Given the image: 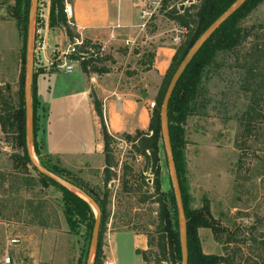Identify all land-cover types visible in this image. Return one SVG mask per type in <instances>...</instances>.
I'll list each match as a JSON object with an SVG mask.
<instances>
[{"label":"rangeland","instance_id":"obj_1","mask_svg":"<svg viewBox=\"0 0 264 264\" xmlns=\"http://www.w3.org/2000/svg\"><path fill=\"white\" fill-rule=\"evenodd\" d=\"M75 1L77 11L89 3V0ZM68 2L72 4L73 0ZM121 2L127 6L124 11L130 19L122 24L123 27L118 25L120 29L114 30V34L126 32L127 36H134L138 30L137 26L140 25L138 11L141 6L134 0ZM179 2L183 8L194 4V0ZM116 4L117 2L114 8L117 7ZM12 5L11 0H0V86L10 89L15 102L21 69L22 42L10 16L9 8ZM45 9V0H38L35 27L42 26L45 22ZM175 26V23L157 13L140 33L135 45L110 47V60L107 62L109 66L101 63L96 66L101 72L87 76L84 74L83 80L78 78L81 76L80 65H73L74 70L70 74L62 70L56 71L54 68L53 74L45 77V81L40 80L39 95L45 109L37 96L38 103L34 114L36 141L41 155L50 154L48 156L51 164L67 171L70 176L78 178L84 184L102 187L103 169H100L101 164L97 163V159L85 167L76 166L74 163L76 158L84 156V151L93 150L98 134L95 114L91 108L96 93L93 88L90 89L88 93L92 98L89 101L88 95L84 94L85 87L90 88L91 79L96 83L102 81L100 84L111 83L118 91L134 95L139 100L144 91L141 75L145 66L139 64L142 53L135 55L133 52L136 48L153 50L160 46L171 38ZM242 26H261L262 28L254 33L264 37V3L246 18ZM183 37L182 41L185 40ZM56 43L59 49L53 57L51 56L54 60L68 45L67 41ZM23 46L25 49V43ZM53 47L55 44L50 42L49 48ZM248 48L249 46L244 44L234 55H219L214 66L205 72L202 87L207 100L206 107L199 109L196 115L187 120L184 127V145L178 151L183 168L180 180L186 209L197 211L205 201L208 202L213 225L218 230L217 233L209 229L197 231L201 251L205 255L225 258L233 256L231 264H264V106L263 117L254 124L250 135L242 132L243 127L239 123V118L249 102L241 67ZM125 50L126 53H123ZM25 60L24 54L23 78ZM39 63L34 58L33 69L36 66L37 74L47 70L38 67L41 64ZM103 68L108 72L103 73ZM102 79L106 81L103 82ZM152 84L158 88L160 82ZM153 102L154 98L146 100L147 109ZM103 123L106 127L104 120ZM14 152L0 132V264H3L6 255L9 256L11 264H75L81 251L84 253L85 262L89 244L85 229L82 227L77 236L69 233L61 213L59 191L54 187H41L31 167L28 168L27 175L32 176L35 181L33 184L30 182L19 187L21 182L16 181L19 176L12 169L11 156ZM113 152L119 166L115 170L118 177L121 174V164L125 163L132 168L135 179H132L129 185L132 184L135 192L125 191L119 179L110 182V214L102 243L104 254L107 250L109 230L129 231L144 236L147 242L150 238L155 240L154 225L158 208L152 202L140 203L136 176L143 170V160L133 157L130 145L121 139L116 141ZM33 157L39 164L34 151ZM161 162L166 182L165 191L173 196L162 149ZM102 166L104 167V162ZM143 176L148 178L147 183L151 185V175L145 173ZM21 178L27 180L29 177L22 175ZM141 192H145V189ZM150 193L151 191H148V194ZM27 202H31L32 207L38 203L44 205L41 218L46 219L49 227L42 228L30 222L33 218L32 208L27 209ZM11 234L19 239L17 246L8 245ZM126 250L127 248L123 251ZM150 252L149 257L156 252L155 247Z\"/></svg>","mask_w":264,"mask_h":264},{"label":"trees","instance_id":"obj_2","mask_svg":"<svg viewBox=\"0 0 264 264\" xmlns=\"http://www.w3.org/2000/svg\"><path fill=\"white\" fill-rule=\"evenodd\" d=\"M9 12L15 22L17 31L20 34L21 49V69L16 91V101L10 94L7 86H0V132L4 140L15 151L11 156L12 169L17 173L21 182L19 187L26 186L35 181L32 176H28V168L31 167L37 175V183L43 187H54L60 195L61 213L65 220L70 234L77 236L80 229H85L86 240L89 243L94 224V213L90 206L78 196L68 192L50 179L38 174L31 166L30 160L25 148L26 118L24 104V78H23V58L25 54L24 43L26 39V27L28 21V11L30 0H11ZM181 0H163L159 13L164 18L172 21L177 26L186 29L185 40L175 48V54L171 60L170 66L160 81L154 98V108L151 110L149 125L146 131H136L134 134L110 135L103 123V108L100 101L94 99L92 106L96 117L99 120V135L102 143V153L104 167L102 170V187H90L84 184L78 178L70 176L67 171L61 170L57 165L51 164L48 155H41L40 147L36 141V118L34 114L37 106L36 77L37 72L33 69V81L31 88V107L33 111V151L38 158L39 165L45 170L57 175L67 182L75 185L87 196H89L98 206L100 211V226L97 247L93 259V264H102L104 261L103 236L106 231V225L109 216V205L111 192L108 188L110 182L119 179L121 186L127 192H135L132 189L130 181L135 179L132 168L127 164H121V174L118 177L115 170L119 167L114 158L113 146L116 141L121 139L130 145V153L133 157H139L144 162L143 170L136 176L140 191V203L152 202L157 205L156 219L154 225L155 240L151 238L147 242V251H136L145 264H181L180 246L178 238V225L175 201L172 194L165 191V185L162 180V162L161 149L163 150L161 135L159 110L169 84V81L175 72L177 66L184 58L196 39L235 1V0H194V4L189 5L183 10H179ZM264 0H248L237 12L226 20L206 41L198 51L190 64L187 66L176 84L167 108L168 131L173 155V162L179 182V189L183 204V210L186 220V241H187V264H231V258L223 256L205 255L201 251V246L197 237L199 229H209L217 233L212 222V215L208 202H204L199 210L189 211L186 209L182 197L181 158L179 149L184 145L185 124L187 120L196 115L199 109H204L207 102L204 96L202 80L205 72L214 66L216 58L219 55H234L242 45H248L249 48L243 58L241 67L244 71L243 85L249 93L246 110L239 118L240 126L247 135H250L254 124L263 117L264 106V37L257 36L255 30L261 26L243 27L242 24L246 18L256 10ZM64 0H49L48 27L63 28L70 42L76 38V34L66 23L63 14ZM183 37V38H184ZM86 45L90 42L85 41ZM156 48V47H155ZM135 49V55H141L139 64L144 65L147 71L150 69L153 60V51L155 50ZM79 51H83L79 49ZM97 51V50H96ZM126 53V50L123 51ZM95 57L89 56L80 63L83 74L90 75L98 71V64H105L110 60L106 56H99L97 52ZM35 67V66H34ZM104 67V66H103ZM103 73L108 70L103 68ZM45 158V159H44ZM145 173L151 175V185H148L147 179L143 176ZM22 175L29 177L24 180ZM137 182V181H136ZM145 189V192L141 190ZM148 191H151L148 194ZM32 208L33 218L31 223H36L42 228L49 227L46 219L41 218L44 212V205L38 203L32 207L31 202H27V209ZM33 221V222H32ZM38 221V222H37ZM229 241H231L229 239ZM155 247L156 252L151 255V249ZM87 253V252H86ZM84 253H80L77 264H85ZM87 255V254H86ZM85 255V257H86ZM153 257V258H152ZM86 259V258H85Z\"/></svg>","mask_w":264,"mask_h":264},{"label":"crops","instance_id":"obj_3","mask_svg":"<svg viewBox=\"0 0 264 264\" xmlns=\"http://www.w3.org/2000/svg\"><path fill=\"white\" fill-rule=\"evenodd\" d=\"M45 2V22L42 26H38L37 28L41 29L42 33L46 37L48 44L50 42H53V44H55V47L49 48V51L46 54V58H51L52 52L59 49V45L56 42L67 41V43H69V40L63 28L48 27L49 0H45ZM115 2H117L116 8L113 7ZM74 3H76L75 0H73L72 4H70L73 15L71 27L72 31L74 32V34H80L81 37L87 42L103 45L105 47L103 56H106L109 59V49H111L110 47L116 45L123 46V42L135 40L140 35V32L138 30L134 36H127L126 32H117V35L114 34L115 40L109 41V28L116 25H120L121 27H123L122 24L130 19V17L126 16L124 11L127 6L123 4L121 0H89V3L85 4V6H81L82 10L80 9V11L76 10V6L74 5ZM174 54L175 47L172 45L170 40L161 43L160 46L155 48V50L153 51V60L150 69L147 71H143L141 75V83L143 84L144 89L142 93L144 94H140L141 97L139 100H137L134 95L118 91V89L111 83L110 85L104 84V81H106L105 79H102L104 82L103 84H100V82L102 81L96 83L93 79L90 80L91 86L93 83L95 84L93 87L90 86L89 89L85 87L84 94L88 95V100L90 101L92 97L88 92L91 88L95 90L94 92L96 93V99L102 104L105 125L107 128V132L110 135H132L136 131L147 130L150 119L149 114L151 113V110L147 109L146 100L148 98H155L158 89L152 83H159L161 81L170 66ZM40 63L38 67L46 68L47 70H45V72L43 73L41 72L37 74L36 92L41 106L44 108L41 97L39 95V81L42 79L43 81H45V77H47L49 74H53L54 68L49 67L43 62ZM80 75L81 76H78V78L81 77L84 80V74L82 71ZM91 108L92 113H94L92 105ZM94 119L98 131L95 146L93 147V150H90L88 152L84 151V156H82V158H76V160H74V163H76V166L85 167L88 164L95 162V159H97V163L101 164L99 166L100 169H103L102 143L99 135V123L98 118L95 117V115ZM44 133H42V136H44ZM42 136L41 141L43 143ZM43 153H45L44 149ZM45 154L50 155L48 153ZM79 169L81 170L84 168ZM162 180L165 185L166 182L163 173ZM107 239V250L104 254L105 261L111 264H145L141 257L136 254V251L144 252L148 249L147 240L144 236L136 235L129 231L117 232L109 230L107 232ZM125 248H127V250L123 251ZM80 253L81 252H79L78 254V258H76L75 264L78 263Z\"/></svg>","mask_w":264,"mask_h":264},{"label":"water","instance_id":"obj_4","mask_svg":"<svg viewBox=\"0 0 264 264\" xmlns=\"http://www.w3.org/2000/svg\"><path fill=\"white\" fill-rule=\"evenodd\" d=\"M248 0H235L192 44L190 49L185 54L184 58L177 66L173 73L169 84L166 88L160 110H159V122H160V135L163 146V153L166 162V168L168 178L172 187L173 197L176 207L177 225H178V238L180 246L181 264H187V241H186V220L183 210V204L181 199V193L179 189V182L173 162V155L171 150L168 120H167V108L171 97V94L178 83L181 75L190 64L192 59L206 43V41L212 36V34L235 12H237ZM38 0H30L28 21L26 27V41H25V74H24V104H25V118H26V133H25V148L31 166L36 172L54 182L62 189L73 193L74 195L85 201L94 213V224L92 228L91 238L87 248V255L85 264H93V259L97 247L99 226H100V211L96 203L81 191L75 185L67 182L66 180L58 177L57 175L42 168L33 157V113L31 107V88L33 81V61H34V32H35V17L37 13ZM183 9V6H181Z\"/></svg>","mask_w":264,"mask_h":264},{"label":"built area","instance_id":"obj_5","mask_svg":"<svg viewBox=\"0 0 264 264\" xmlns=\"http://www.w3.org/2000/svg\"><path fill=\"white\" fill-rule=\"evenodd\" d=\"M136 4H140L139 13V21L140 25L137 26L138 31L141 33L144 31L146 26L150 23V20L159 13V9L161 7V3L163 0H134ZM179 10L181 6L178 5ZM63 14L68 26L72 27V9L68 0H64ZM120 29L118 25L110 27L109 30V41L115 40L114 30ZM172 36L169 39L172 45L176 48L182 42V37L186 34V29L181 28L179 26H175L172 30ZM76 38L73 39L72 42H69L66 46V49L63 52L59 53V56L54 60L52 58H46V54L49 51V44L46 40L45 35L42 33L40 28L35 27L34 32V58L39 62H43L51 68H55L56 70H62L66 74L72 73L74 70L73 65H80V63L88 58L89 56L95 57V52L99 56H103V52L105 47L98 43H90L89 45L85 44V40L81 37L80 34L76 33ZM137 39L132 41L123 42V47H129L135 45ZM82 49L83 51H79ZM97 50V51H96ZM57 50L52 52V57L56 54ZM154 104H150L149 109H153ZM103 120L105 122V118L103 115ZM19 244V239L16 236L9 235L8 245L10 247L17 246ZM3 264H11L9 256H5ZM102 264H111L107 261H103Z\"/></svg>","mask_w":264,"mask_h":264}]
</instances>
